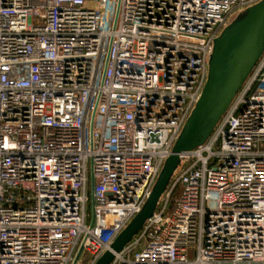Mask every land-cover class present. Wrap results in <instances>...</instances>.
Masks as SVG:
<instances>
[{"label": "built area", "instance_id": "obj_1", "mask_svg": "<svg viewBox=\"0 0 264 264\" xmlns=\"http://www.w3.org/2000/svg\"><path fill=\"white\" fill-rule=\"evenodd\" d=\"M261 1L0 0V264L111 250L202 96L215 40ZM181 161L112 264H264V54Z\"/></svg>", "mask_w": 264, "mask_h": 264}, {"label": "water", "instance_id": "obj_2", "mask_svg": "<svg viewBox=\"0 0 264 264\" xmlns=\"http://www.w3.org/2000/svg\"><path fill=\"white\" fill-rule=\"evenodd\" d=\"M264 54V0L233 19L217 38L209 59V72L202 96L174 144L143 210L117 237L111 250L97 264H112L115 253L128 247L157 212L181 157L204 146L212 137Z\"/></svg>", "mask_w": 264, "mask_h": 264}, {"label": "rangeland", "instance_id": "obj_3", "mask_svg": "<svg viewBox=\"0 0 264 264\" xmlns=\"http://www.w3.org/2000/svg\"><path fill=\"white\" fill-rule=\"evenodd\" d=\"M246 11H247V9L246 10H244V11H242V12H239V13H237L236 15H235V17H234V20L235 19H237V18H242V16H244V14L246 13ZM90 211V210H89Z\"/></svg>", "mask_w": 264, "mask_h": 264}, {"label": "trees", "instance_id": "obj_4", "mask_svg": "<svg viewBox=\"0 0 264 264\" xmlns=\"http://www.w3.org/2000/svg\"><path fill=\"white\" fill-rule=\"evenodd\" d=\"M181 190L180 188L175 192L174 196H173V200L172 202H174V200H176L179 196H180Z\"/></svg>", "mask_w": 264, "mask_h": 264}]
</instances>
